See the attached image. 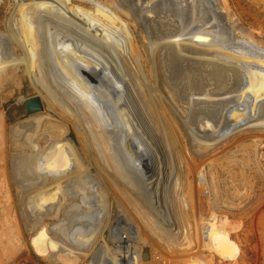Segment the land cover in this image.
Instances as JSON below:
<instances>
[{
  "label": "bare ground",
  "instance_id": "obj_1",
  "mask_svg": "<svg viewBox=\"0 0 264 264\" xmlns=\"http://www.w3.org/2000/svg\"><path fill=\"white\" fill-rule=\"evenodd\" d=\"M150 1L156 0H133L125 9H118L143 17L146 22L150 14L159 13L157 23L163 25L167 21L168 32L173 25L171 18L181 17L185 29L174 42L169 40L172 33H164L169 35L164 39L168 42L162 44L163 48L159 46V53L169 55L170 49H175L191 58L194 65L211 62L213 55L220 65L225 64L228 58L224 53L237 54L238 49L227 42L239 40L229 21L224 30L220 25L222 14L217 10L216 0H157L159 8L150 5ZM172 7L175 16L166 17ZM106 10L114 16L108 7ZM208 12H212V23L208 22ZM97 13L69 0H32L19 12L18 33L27 78L40 95L38 81L52 96L47 99L41 95L43 109L46 107L47 111L35 120L39 128L52 129L51 132L45 134L42 144L37 143L36 133L24 140L29 142L32 152L23 154L22 162L18 160L21 155L14 156L12 165L22 212L34 224L41 225L38 236L48 244L49 258L61 264H120L121 254L128 253L125 250L128 243L133 250L128 253L129 264H181L171 257L189 254L193 245L199 244L190 232L191 224L185 232L178 227L175 230L176 226L172 227L168 219L157 216L153 205L144 199L142 189L150 191L161 183L164 178L161 166L166 163L164 168L170 170L168 174L165 172L167 178L179 193H185L180 201L182 209L191 208V176L196 169L185 155L183 144L196 147L206 144L208 140L201 133L208 131L224 134L215 136L216 143L243 132H264V100L259 99L260 95L264 97V71L240 72L241 88L237 93L241 92L240 98L246 96L248 101H242L236 109L206 111L201 122L197 121L201 126L197 134L192 126L196 118L193 115L192 120L179 113L184 112L174 102L173 88L165 83L161 86L151 69L147 74L144 72L141 52L135 49L136 43L120 20L113 25ZM190 19L195 24L185 26ZM155 50L149 49L151 60ZM254 55L261 56L253 52L247 57ZM229 62L226 68L233 67ZM128 70L140 81L130 82ZM217 70L218 73L212 71L209 75L226 82L236 80L237 73H229L232 80ZM210 88L189 97L186 104L217 106V95L212 97ZM231 96L238 98L235 94ZM62 108L65 116L61 115ZM71 128L74 138L70 135ZM12 129L16 141L20 129L17 126ZM196 174L198 193H202L204 177ZM78 202L88 210H79ZM113 208L120 212L121 221L112 237L124 233L113 241L114 245L105 242L88 261L93 243L110 223ZM12 209L6 198L0 200L1 233L5 228L2 215L7 217L1 212L7 211L10 216ZM50 218L56 219L57 225L44 224ZM193 263L202 264L197 257Z\"/></svg>",
  "mask_w": 264,
  "mask_h": 264
},
{
  "label": "rangeland",
  "instance_id": "obj_2",
  "mask_svg": "<svg viewBox=\"0 0 264 264\" xmlns=\"http://www.w3.org/2000/svg\"><path fill=\"white\" fill-rule=\"evenodd\" d=\"M31 1L0 0V200L6 198L13 207L10 216L7 211L2 210L1 212L7 217L3 218L2 215L5 228H2V233L0 232L3 237L0 239V264H61L52 260L53 258H49L48 244L38 236L42 231L41 225L34 224L22 212L12 165L15 162L14 156L21 155L18 160L22 162L23 154L32 152L31 146L27 144L29 142L25 143L24 140L36 133L39 135L37 143L42 144L45 134H49L52 130L43 131L36 122L37 118L47 111L46 107L36 113L28 114L22 103L24 99L34 96L41 98L42 95L47 99L52 97L48 90H45L42 82L38 81L40 95L39 91L30 85L25 72V61L18 33V18L19 12ZM132 1L108 0L106 3L104 0H69V3L88 7L95 13H97L96 10L100 11L101 13L97 14L113 25L119 23L120 20L122 26L128 30L132 41L136 43L135 49L141 52L144 72L147 74L151 69V74L161 86L165 83L168 87L173 88L174 102L176 101L180 110L184 112L183 114L179 113L192 120L193 115L196 118L195 123L199 126L197 127L196 124L192 126L196 133L199 132L197 134L201 132L199 127H201L200 122L203 118L201 120L200 118L205 117L206 111L218 110L222 107L223 111L229 107L236 109L235 106H240L242 101H248L246 96L243 99L240 98L242 97L241 92L237 93L241 88L239 77L240 72L246 74L249 71H264V0H216L217 10L222 14L220 25L224 30L227 25L225 23L229 21L233 25V33L239 40L227 42L238 51L237 54L224 53L225 58L228 59L225 64L221 65L214 55V60L211 62L202 61L199 65H194L191 63V58L181 55L179 51L175 52V49H170L169 55L159 53L161 50L157 49L159 46L162 47L164 42H168L164 40L167 36L172 33L169 40L174 42L176 36L181 35L182 30L185 29L183 21H180L181 17L179 15L178 18L172 17L175 16L172 14L175 12L173 7L169 9L170 13H165L166 17L171 16L173 21L168 32V27L165 24L167 21H164L163 25L157 23L159 13L150 14L151 16L146 22L143 17L137 16V18L135 15L131 16L118 9L120 7L125 9L124 6L131 5ZM159 3L160 1L156 0L150 1L149 4L157 5L155 7L159 8ZM103 5L107 6L114 16L109 15L106 12L107 7L105 8ZM140 5L143 9L142 4ZM208 13V22L212 23V12ZM195 22L190 19L185 26L195 24ZM164 33H169V35ZM155 44L157 45L155 46ZM150 48L156 49L159 53L157 54L155 50L153 62ZM253 52L259 53L262 57L259 55H254L252 58L247 57L248 53L252 54ZM162 55L165 56L162 57ZM229 60L233 63V67L226 68ZM217 68L227 79L234 80L229 73H237L236 80L226 82L217 76L212 78L209 74L212 71L218 73ZM132 73L133 71L128 70L127 79L130 82L140 81L136 80ZM149 79V81H153V78L149 77ZM215 87L216 89H214ZM203 88L205 90L210 88L213 91H210L213 94L212 97L217 95V106L216 103L198 104V106L192 103H190L192 106L186 104L189 103V97L200 91L204 93ZM217 88L221 89L217 90ZM234 94L238 98L235 99L231 96ZM228 98L232 101H227ZM259 99L264 100V97L260 95ZM40 100L44 104L43 99ZM237 112L240 114L241 111ZM61 115H66L64 108L61 109ZM225 117L230 116L225 115ZM16 126L20 132L15 141L12 128ZM249 132L235 134L231 138H222L216 143L215 136L220 137L224 134L208 131L201 133L202 138L208 140L206 144L197 145V147L192 146L191 143L183 144L184 149L186 148L185 155L187 154L190 164L196 169L195 174L191 176L193 180L191 208L182 209L180 201L185 193L184 191L179 193L180 190L175 189L173 182L167 178L170 170L164 168L167 166L166 163L161 166V169H164L162 171L164 178L161 183L150 191L142 189L144 199L146 197V200L153 205L157 216L162 215L168 219L172 227L176 226L175 230L180 228L185 232L191 224L190 232L196 236L199 244L193 245L195 252L192 250L193 252L191 251L189 254L171 257L176 258L179 263L195 264L193 261L197 257L202 264H264V132L260 133L257 130ZM70 135L75 137L72 128ZM24 160L26 161V159ZM141 161L144 163V160H140L142 164ZM25 167L28 168V166ZM152 170L155 171V168ZM196 172L204 177L202 193H198L199 186L194 177L197 175ZM77 204L79 210H88L87 206L79 202ZM31 215H34V212H31ZM110 218V223L103 229L101 237L93 243V253L88 261L96 255L95 251L99 247L106 243L114 245L113 241L124 233L115 236V238L112 237L115 230H118L117 224L121 221L117 208H113ZM56 222H58L56 219L50 218L45 220L44 224L54 227L57 225ZM196 254L197 256H195Z\"/></svg>",
  "mask_w": 264,
  "mask_h": 264
},
{
  "label": "water",
  "instance_id": "obj_3",
  "mask_svg": "<svg viewBox=\"0 0 264 264\" xmlns=\"http://www.w3.org/2000/svg\"><path fill=\"white\" fill-rule=\"evenodd\" d=\"M28 114H33L43 109V103L38 96L30 97L22 101Z\"/></svg>",
  "mask_w": 264,
  "mask_h": 264
},
{
  "label": "built area",
  "instance_id": "obj_4",
  "mask_svg": "<svg viewBox=\"0 0 264 264\" xmlns=\"http://www.w3.org/2000/svg\"><path fill=\"white\" fill-rule=\"evenodd\" d=\"M129 247H125V250L129 253V254H132L133 250H132V247L130 246V244L128 243ZM126 253L125 256H123L121 254V256L119 257V262L120 264H129V260L131 259L129 257V254Z\"/></svg>",
  "mask_w": 264,
  "mask_h": 264
}]
</instances>
